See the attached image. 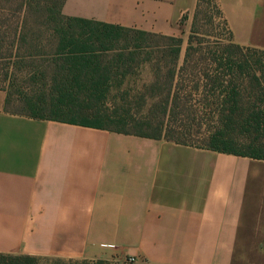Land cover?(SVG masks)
Wrapping results in <instances>:
<instances>
[{"label":"crops","instance_id":"0c3cea01","mask_svg":"<svg viewBox=\"0 0 264 264\" xmlns=\"http://www.w3.org/2000/svg\"><path fill=\"white\" fill-rule=\"evenodd\" d=\"M264 51V0H215ZM198 0H66L62 15L190 35ZM0 90V255L264 264V161L13 115Z\"/></svg>","mask_w":264,"mask_h":264},{"label":"trees","instance_id":"16d2710c","mask_svg":"<svg viewBox=\"0 0 264 264\" xmlns=\"http://www.w3.org/2000/svg\"><path fill=\"white\" fill-rule=\"evenodd\" d=\"M65 1L48 16L51 0H0V71L12 76L0 86L7 113L264 161V51L234 43L217 3L208 25L216 15L221 33L198 37L205 3L198 0L182 55L181 38L68 18ZM148 39L169 44L153 46ZM121 40L129 45L116 48ZM144 65L154 80L133 90L143 110L133 113L131 105L111 101L125 84L113 80ZM18 82L28 86L12 92ZM195 130L204 136L200 142L189 139ZM0 264L39 262L0 255Z\"/></svg>","mask_w":264,"mask_h":264},{"label":"rangeland","instance_id":"374dc122","mask_svg":"<svg viewBox=\"0 0 264 264\" xmlns=\"http://www.w3.org/2000/svg\"><path fill=\"white\" fill-rule=\"evenodd\" d=\"M58 3L59 0H51L50 3V8H51V12L49 13L48 16H54L55 13L58 11ZM216 3L215 0H205V3L202 6V15L199 16L198 18V29H199V35L198 37L200 39L206 37L205 35L207 34H219L221 33V27L218 28V25L222 22V20L215 16V19L213 21L214 24H209V18L211 17V13L213 12L212 8L213 5ZM190 35H188V37L183 41V46H182V55H184L186 48L188 46V38ZM125 34L123 35V38H125ZM133 38V37H132ZM132 40V39H131ZM130 42V41H129ZM129 42H126L125 40H121L119 43H116L115 46L116 48H123L127 45H129ZM131 44L133 45L134 43L131 42ZM147 44L156 46V45H166L169 44V42H164L162 40L159 39H148ZM154 77H153V73L151 71V68L149 65H144V66H140L136 69H134L133 73L128 75L126 78L122 79L121 77H118L116 79H114L113 81L115 83H118L119 81H124L125 84L122 86V89H117L116 91H113L111 94V101L115 102L118 105H124V103L131 105L130 107L132 108V112L133 113H138V112H142L143 110H139L140 108H138V102L139 99H136V93L133 92V90H140L143 88V86L145 85H149L153 82ZM10 83H12V76H11V72L8 76H6V72H1L0 71V86L1 87H7ZM34 85V84H32ZM27 84H24L23 82H18L17 86H15V88L12 89V92L17 91V93L23 92V90L25 89V87H27ZM130 90V97L127 100H123V97L127 94V91ZM18 97V96H17ZM16 96H14V99H17ZM13 110H15L13 107H11ZM197 130H195L194 132V136H192V138L190 137L189 139H193L195 142L197 141H201L204 136L197 134L196 133ZM39 264H82L83 261H72V260H64V259H44V260H39L38 259ZM106 264H124L123 261L121 263L118 262H105Z\"/></svg>","mask_w":264,"mask_h":264},{"label":"built area","instance_id":"2783aa9c","mask_svg":"<svg viewBox=\"0 0 264 264\" xmlns=\"http://www.w3.org/2000/svg\"><path fill=\"white\" fill-rule=\"evenodd\" d=\"M121 263V262H118ZM124 264H148L146 259L143 257H137V256H130L127 257L124 261Z\"/></svg>","mask_w":264,"mask_h":264}]
</instances>
